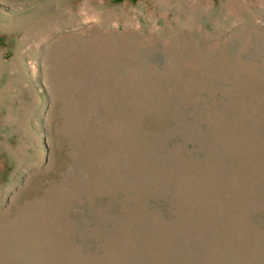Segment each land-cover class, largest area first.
<instances>
[{
  "label": "rangeland",
  "instance_id": "obj_1",
  "mask_svg": "<svg viewBox=\"0 0 264 264\" xmlns=\"http://www.w3.org/2000/svg\"><path fill=\"white\" fill-rule=\"evenodd\" d=\"M0 264H264V0H0Z\"/></svg>",
  "mask_w": 264,
  "mask_h": 264
}]
</instances>
